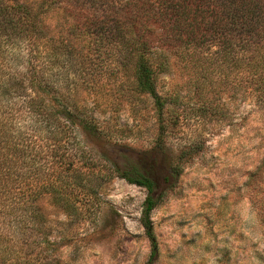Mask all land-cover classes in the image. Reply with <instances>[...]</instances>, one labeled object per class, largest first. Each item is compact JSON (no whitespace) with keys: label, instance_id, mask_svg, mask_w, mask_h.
<instances>
[{"label":"trees","instance_id":"16d2710c","mask_svg":"<svg viewBox=\"0 0 264 264\" xmlns=\"http://www.w3.org/2000/svg\"><path fill=\"white\" fill-rule=\"evenodd\" d=\"M106 87L127 105L149 99L157 115L185 105V96L195 105L225 95L264 110V0H0V264L55 263L36 201L80 213L73 189L93 195L80 175L97 166L85 158L88 137L108 147L106 179L146 191L139 221L151 247L146 264L153 259L149 214L180 168L165 155L161 165L131 161V148L75 97L100 98Z\"/></svg>","mask_w":264,"mask_h":264},{"label":"rangeland","instance_id":"374dc122","mask_svg":"<svg viewBox=\"0 0 264 264\" xmlns=\"http://www.w3.org/2000/svg\"><path fill=\"white\" fill-rule=\"evenodd\" d=\"M169 78L179 83L176 75ZM165 82L164 75L156 82L161 97ZM107 88L100 98L82 90L75 97L94 107L90 114L101 127L107 122V130L131 148V161L161 165L165 155L180 168L149 214L156 246L149 264H264V110L225 95L219 103L195 105L185 96V105L172 111L163 106L157 115L149 99L138 96L127 105ZM83 145L87 163L97 166L80 175L93 195L73 189L80 213L66 215L47 197L36 201L53 237L47 252L54 264H146L151 247L139 221L146 191L106 179L102 141L88 137ZM151 171L164 175L158 166ZM93 175L97 186L87 182Z\"/></svg>","mask_w":264,"mask_h":264}]
</instances>
